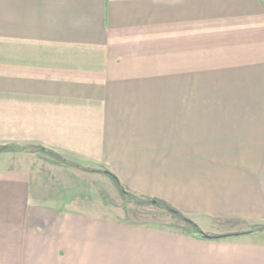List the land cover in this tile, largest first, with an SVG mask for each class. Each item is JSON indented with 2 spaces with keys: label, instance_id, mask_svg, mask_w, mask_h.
Wrapping results in <instances>:
<instances>
[{
  "label": "crops",
  "instance_id": "obj_1",
  "mask_svg": "<svg viewBox=\"0 0 264 264\" xmlns=\"http://www.w3.org/2000/svg\"><path fill=\"white\" fill-rule=\"evenodd\" d=\"M0 132L11 264H264V0H0Z\"/></svg>",
  "mask_w": 264,
  "mask_h": 264
},
{
  "label": "rangeland",
  "instance_id": "obj_2",
  "mask_svg": "<svg viewBox=\"0 0 264 264\" xmlns=\"http://www.w3.org/2000/svg\"><path fill=\"white\" fill-rule=\"evenodd\" d=\"M7 141L8 140L4 137V134L0 132V150L3 149V147H5L3 143H6ZM11 149H13V147H11L10 150ZM8 150H4V151L1 150V152H6ZM0 156H1L0 157V173L3 172L7 168V164L13 167L11 163L15 160H17L19 164H21L20 161L22 158L26 160V165L28 166L30 165L36 170V174L38 171L41 172L44 168H46L47 170L53 169V165L48 160H43V159H40L32 155H23L22 157V154L14 152V153H8V154L2 153ZM57 158L59 159V157ZM58 159L55 161L59 162ZM52 161L54 162V160ZM6 185L7 184L5 180H3L0 183V223H1L2 218L6 220L7 217H9L6 214L7 208H5V205H7V200L10 199V198L7 199V196L10 194V190L6 192L7 190ZM102 188L104 189L105 192H107L108 196L110 197V206L112 207L111 210H113L117 216L119 215L123 219V221L128 224L175 230L176 232L181 233V234L187 233L188 228H189V233L194 232L193 231L194 229L191 225L186 223L184 220L178 218L175 214L173 213L171 214L169 210H165L159 205L154 206L151 201L140 200L135 197L129 198L125 196L124 194L123 196H125V198L121 197L117 194H114L113 191H110L108 186L104 184L102 185ZM21 215L22 214H20L19 219H22ZM9 218L13 219V217L12 218L9 217ZM5 227L3 228L4 230H5ZM260 230L264 231V225L258 226L257 229L255 228L256 232ZM2 232H3L2 233L3 236L5 237L6 235L5 231H2ZM260 240L264 242V235L260 237ZM3 245H5V243H3ZM17 259H18V262L22 260L21 257L16 258V261ZM0 264H11V262H8L7 257L0 255Z\"/></svg>",
  "mask_w": 264,
  "mask_h": 264
},
{
  "label": "trees",
  "instance_id": "obj_3",
  "mask_svg": "<svg viewBox=\"0 0 264 264\" xmlns=\"http://www.w3.org/2000/svg\"><path fill=\"white\" fill-rule=\"evenodd\" d=\"M10 149V148H8ZM1 150H7V147H3V149ZM0 150V152H1ZM58 157V156H57ZM105 174H108L107 172H104ZM110 175V174H108ZM111 176V175H110ZM120 186V185H119ZM168 210L173 213V214H176L177 215V212H175L174 210H171L168 208ZM183 220L188 223L189 225H191L194 229V231L196 232V234L201 238V239H210V240H217V239H225V238H230V237H234V236H243V235H250V234H253L254 232H248V233H244V234H238V235H230V236H222V237H210L206 234H204L199 228L197 225H195L194 223H192L190 220L186 219V218H183Z\"/></svg>",
  "mask_w": 264,
  "mask_h": 264
}]
</instances>
